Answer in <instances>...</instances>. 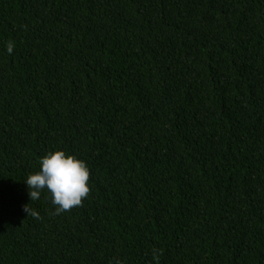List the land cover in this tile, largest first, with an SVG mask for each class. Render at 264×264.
Segmentation results:
<instances>
[{
	"label": "trees",
	"instance_id": "obj_1",
	"mask_svg": "<svg viewBox=\"0 0 264 264\" xmlns=\"http://www.w3.org/2000/svg\"><path fill=\"white\" fill-rule=\"evenodd\" d=\"M0 264H264V0H0Z\"/></svg>",
	"mask_w": 264,
	"mask_h": 264
},
{
	"label": "clouds",
	"instance_id": "obj_2",
	"mask_svg": "<svg viewBox=\"0 0 264 264\" xmlns=\"http://www.w3.org/2000/svg\"><path fill=\"white\" fill-rule=\"evenodd\" d=\"M6 48L11 53L13 44L9 42ZM39 164V171L24 180L30 200L39 199L41 191L46 189L55 206L54 214L79 206L89 192V169L85 161L63 150H54L41 157ZM24 210L28 215L29 209ZM31 215L39 218L35 211Z\"/></svg>",
	"mask_w": 264,
	"mask_h": 264
}]
</instances>
